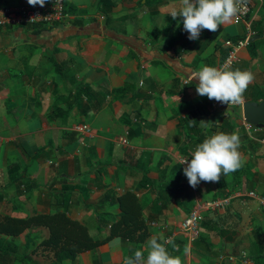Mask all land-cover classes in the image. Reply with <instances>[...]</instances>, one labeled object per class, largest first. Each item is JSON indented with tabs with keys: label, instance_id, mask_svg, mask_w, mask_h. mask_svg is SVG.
Wrapping results in <instances>:
<instances>
[{
	"label": "crops",
	"instance_id": "obj_1",
	"mask_svg": "<svg viewBox=\"0 0 264 264\" xmlns=\"http://www.w3.org/2000/svg\"><path fill=\"white\" fill-rule=\"evenodd\" d=\"M61 1L65 16L48 28L0 26V214L65 210L101 239L120 217L116 198L132 191L149 234L140 244L114 236L59 261L36 246L49 230L34 225L0 234V253H11L0 264H124L152 237H170L178 248L166 247L182 264H240L243 253L248 264H264V206L247 195L264 196V126L248 124L241 109L243 101L264 100V0H249V25L233 18L198 40L188 39L181 16H171L182 0H112L107 19L99 0ZM20 6L30 5L0 0V12ZM247 38L228 69L254 74L243 101L199 96L192 74L218 68L226 40ZM195 110L198 119L189 121ZM218 132L239 133L245 163L192 188L180 159L190 161ZM225 197V207L204 208ZM195 208L201 219L190 239L180 223Z\"/></svg>",
	"mask_w": 264,
	"mask_h": 264
},
{
	"label": "clouds",
	"instance_id": "obj_2",
	"mask_svg": "<svg viewBox=\"0 0 264 264\" xmlns=\"http://www.w3.org/2000/svg\"><path fill=\"white\" fill-rule=\"evenodd\" d=\"M27 3L33 7H44L46 0H27ZM246 3L247 0H182L180 10L173 11L171 16L173 19L181 16L188 39L198 40L202 30L217 32L221 26L230 23ZM192 78L198 81L196 92L199 96L229 105L243 101L254 74L250 70L202 66L192 74ZM240 146L238 132H218L198 144L190 161L183 163L187 165L183 171L189 185L196 188L201 182L218 183L222 175L240 169L245 163ZM170 243L173 248H178L170 238L158 242L156 237H152L145 249H139L133 256L127 257L124 264H182L180 256L169 253L166 246Z\"/></svg>",
	"mask_w": 264,
	"mask_h": 264
},
{
	"label": "trees",
	"instance_id": "obj_3",
	"mask_svg": "<svg viewBox=\"0 0 264 264\" xmlns=\"http://www.w3.org/2000/svg\"><path fill=\"white\" fill-rule=\"evenodd\" d=\"M99 4L104 17L106 19L111 17V8L115 5V2L112 0H99ZM41 28L48 27L42 26ZM34 31L36 32L37 29ZM227 51L228 49L226 53ZM197 114L199 113L195 110L187 116V119L189 121L198 119ZM262 135L264 136V133ZM116 200L121 207L120 217L111 223L107 234L101 239L93 238L87 227L78 220L70 218L65 210L20 217L0 214V234L6 236L19 235L30 226H45L49 230V236L40 239L36 246L53 251L59 261L63 259L73 260L80 252L90 250L98 246L103 240L114 236H121L136 244L142 243L149 232L141 218L140 205L136 195L132 191H125ZM26 240L28 245L31 244L28 238ZM1 254L11 256L8 251Z\"/></svg>",
	"mask_w": 264,
	"mask_h": 264
},
{
	"label": "built area",
	"instance_id": "obj_4",
	"mask_svg": "<svg viewBox=\"0 0 264 264\" xmlns=\"http://www.w3.org/2000/svg\"><path fill=\"white\" fill-rule=\"evenodd\" d=\"M250 11H251L250 2L249 0H247V3L241 6V11L238 14V16L234 18V21L235 22L245 21V23L249 25L247 21V16L249 15ZM64 16L65 14H64V7L62 1L53 0L52 3L47 7L20 6L18 8H10V7L5 8L0 12V26L6 23L13 25L24 23L28 25L40 24L45 27H50L54 23L60 22ZM248 43H249L248 38L238 40L237 42L226 40L225 45L227 46L228 51L220 59L218 68H224L226 70L230 69L237 59V49L247 45ZM188 81H189L188 79H182L183 84H186ZM76 129L84 131V130H88V127L86 125H77ZM119 142L121 144H127L126 136L125 135L120 136ZM185 160L188 159L187 158L180 159V164L183 169L187 166L186 164H183ZM247 195L254 199H257L258 202L264 206V196L258 195L254 190H248ZM228 204H229L228 197L211 199L203 203L204 208L206 209L223 208ZM200 219H201L200 208H195L192 209L180 223L181 230L184 231L188 235V237H190V239H193L196 236L198 232ZM169 238L170 237H168V239ZM229 259L233 260L234 258L229 257ZM239 259H240V264L249 263V259L244 253L241 255Z\"/></svg>",
	"mask_w": 264,
	"mask_h": 264
},
{
	"label": "water",
	"instance_id": "obj_5",
	"mask_svg": "<svg viewBox=\"0 0 264 264\" xmlns=\"http://www.w3.org/2000/svg\"><path fill=\"white\" fill-rule=\"evenodd\" d=\"M243 119L254 128L264 126V100L243 101L241 105Z\"/></svg>",
	"mask_w": 264,
	"mask_h": 264
},
{
	"label": "rangeland",
	"instance_id": "obj_6",
	"mask_svg": "<svg viewBox=\"0 0 264 264\" xmlns=\"http://www.w3.org/2000/svg\"><path fill=\"white\" fill-rule=\"evenodd\" d=\"M6 258L8 257V256H5Z\"/></svg>",
	"mask_w": 264,
	"mask_h": 264
}]
</instances>
